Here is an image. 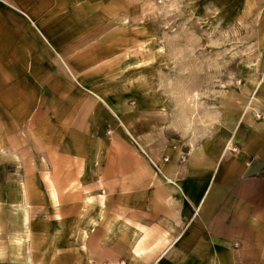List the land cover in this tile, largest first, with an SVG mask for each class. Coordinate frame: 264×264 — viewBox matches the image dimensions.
<instances>
[{
	"label": "rangeland",
	"instance_id": "obj_1",
	"mask_svg": "<svg viewBox=\"0 0 264 264\" xmlns=\"http://www.w3.org/2000/svg\"><path fill=\"white\" fill-rule=\"evenodd\" d=\"M263 8L0 0V264H150V175L260 128Z\"/></svg>",
	"mask_w": 264,
	"mask_h": 264
},
{
	"label": "crops",
	"instance_id": "obj_2",
	"mask_svg": "<svg viewBox=\"0 0 264 264\" xmlns=\"http://www.w3.org/2000/svg\"><path fill=\"white\" fill-rule=\"evenodd\" d=\"M261 16L264 31V8ZM255 96L261 99L259 129L236 128L226 149L220 139L204 142L190 151L187 167L177 166V157L161 169L167 180L156 174L161 184L150 175L152 213L135 220L140 224L135 230H144L139 235L150 238L151 251L136 243V257L150 264H264V87ZM231 142L239 152H228ZM223 155L228 161L221 167ZM23 195L27 204L26 188ZM156 207L162 208L157 216ZM158 241L160 250L154 251Z\"/></svg>",
	"mask_w": 264,
	"mask_h": 264
},
{
	"label": "bare ground",
	"instance_id": "obj_3",
	"mask_svg": "<svg viewBox=\"0 0 264 264\" xmlns=\"http://www.w3.org/2000/svg\"><path fill=\"white\" fill-rule=\"evenodd\" d=\"M263 77H264V75H263Z\"/></svg>",
	"mask_w": 264,
	"mask_h": 264
}]
</instances>
